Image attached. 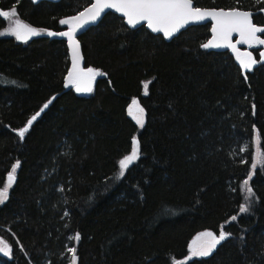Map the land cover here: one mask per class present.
<instances>
[{"label": "trees", "instance_id": "1", "mask_svg": "<svg viewBox=\"0 0 264 264\" xmlns=\"http://www.w3.org/2000/svg\"><path fill=\"white\" fill-rule=\"evenodd\" d=\"M193 2L252 11L264 26L259 0ZM91 3L0 0V11L14 7L45 30L27 42L0 36V187L20 165L0 204V238L12 249L0 264H70V247L77 264H173L199 232L221 226L228 238L186 264H264V166L251 179L249 211L231 220L244 201L256 134L264 156V63L245 74L231 49L202 48L210 24L167 41L108 12L76 34L83 66L106 74L91 94H78L66 86L67 38L46 33L64 32L60 21ZM9 24L0 17V32ZM252 50L260 60L262 49ZM133 99L145 109L141 129L127 111ZM134 138L140 158L120 177Z\"/></svg>", "mask_w": 264, "mask_h": 264}, {"label": "snow or ice", "instance_id": "2", "mask_svg": "<svg viewBox=\"0 0 264 264\" xmlns=\"http://www.w3.org/2000/svg\"><path fill=\"white\" fill-rule=\"evenodd\" d=\"M264 2V0H259ZM106 9H114L116 12L122 13L127 18V23L133 27L146 22L148 28L153 32L163 33L165 38H172L181 29L185 28L190 23L202 22L211 20L213 22L211 27L212 37L201 47L204 49L212 48H227L235 54L240 67L245 74L251 71L257 63H264V51L259 53L261 59L257 61L251 51H241L237 47L238 44L246 45L249 49L258 46H264V26H259L253 22L252 11L241 10L239 8H232L229 10H208L193 6V0H95L94 3L78 15L60 21L63 25H68V30L64 32H47L48 36H62L67 38L69 47L71 48V70L68 72L66 80L67 85L75 87L78 93H92L93 85L96 78L106 75L102 71L94 68L85 69L82 67V56L80 53V44L76 39L78 31L83 29L85 25L98 20ZM260 11L264 12V9ZM0 17L5 18L10 22L9 27L0 32V36L10 35L17 40L27 42L34 36L44 34L45 30L31 27L18 18V14L13 7L11 10L0 11ZM238 35V40L233 42V35ZM151 81L143 82V92L148 94V87ZM52 99H55L54 97ZM52 101L49 100L40 110L43 112ZM128 114L135 120L136 124L143 128L145 125V109L140 105L137 99H133L128 107ZM40 112L33 115L27 122L26 126L18 130V137L23 140L26 133L32 127L33 122L38 118ZM140 142L134 138L130 154L126 155L119 161V176L122 177L128 167L140 158ZM257 164L264 166V159L258 152L256 161L251 165L254 170ZM19 161L12 167L7 175L6 183L0 187V204L7 201L9 197V190L15 183L16 170L19 168ZM251 179V176L248 178ZM246 190V203L239 208L240 213L249 211V205L253 200L254 193L248 185V180L244 181ZM236 216H232L231 220L235 221ZM230 234L223 231V226L219 235L212 231H205L197 235L192 241L190 247L189 259L193 257H206L212 254L222 241L228 238ZM74 241L80 240L79 233L72 237ZM11 246L0 238V253L4 255H11ZM67 252L71 254L70 264H77L78 257L76 255V248L70 247ZM173 264H186V262H173Z\"/></svg>", "mask_w": 264, "mask_h": 264}, {"label": "rangeland", "instance_id": "3", "mask_svg": "<svg viewBox=\"0 0 264 264\" xmlns=\"http://www.w3.org/2000/svg\"><path fill=\"white\" fill-rule=\"evenodd\" d=\"M68 19V18H67ZM67 26V29L65 30V31H67L68 30V25H66ZM43 30V29H42ZM45 33V32H44ZM58 36V35H57ZM238 38L239 37H233V42L235 43L237 40H238ZM77 39V38H76ZM237 47L238 48H240V50L241 51H251L252 52V54H253V56H254V52H253V48H251V49H249L246 45H243V44H238L237 45ZM70 51H71V48H70ZM263 51V50H262ZM80 53H81V50H80ZM71 55H72V53H71ZM235 55V54H234ZM82 56V55H81ZM255 57V56H254ZM255 59H256V57H255ZM257 61H260V60H258V59H256ZM258 64V63H257ZM256 64V65H257ZM255 65V66H256ZM254 66V67H255ZM82 67H84L83 66V61H82ZM91 68H94V69H97V70H99V71H102L100 68H97V67H93V66H90ZM253 67V68H254ZM85 69H87V68H89V67H84ZM71 70V66H70V68H69V71ZM68 71V72H69ZM103 73H105L104 71H102ZM99 77H101V76H99ZM99 77H97L96 78V80L99 78ZM149 80H146V81H144V82H148ZM96 82V81H95ZM66 85H67V80H66ZM67 87H70V88H73L74 90H75V87L74 86H71V85H68ZM94 87H95V83H94V85H93V89H94ZM94 91V90H93ZM148 91H149V87H148ZM78 93V92H77ZM144 93V92H143ZM78 94H86V95H89V93H78ZM91 94V93H90ZM139 127V126H138ZM139 129H141L140 127H139ZM260 153L261 154V158L262 159H264V156H263V154H262V151H261V149H260V147H259V136H258V134H256L255 135V137H254V155H253V163H255V161H256V157H257V153ZM123 159V158H122ZM252 163V164H253ZM132 165V164H131ZM130 165V166H131ZM129 166V167H130ZM261 165L260 164H257V167L253 170L252 169V167H251V171H250V173H249V175L244 179V181L245 180H248V185L251 187V189H252V191H253V188H252V186H251V179L254 177V175H255V173H256V169L257 168H259ZM128 167V168H129ZM128 170V169H127ZM126 170V171H127ZM126 171H125V173H126ZM124 173V174H125ZM249 176H251V179L249 180L248 178H249ZM244 181H243V184H242V190H243V194H244V201H243V203H242V205L243 204H245L246 203V200H245V195H246V190H245V186H244ZM254 193V192H253ZM254 198V197H253ZM241 213L239 212L237 215H234V216H236V217H238V215H240ZM205 231H211V230H205ZM205 231H201V232H199L197 235H199L200 233H202V232H205ZM212 232H214V231H212ZM214 233H216V232H214ZM217 235H219V233H216ZM197 235L191 240V242H190V244H189V254H188V256L185 258V259H174L173 261H175V262H188V261H190V260H192V259H194V258H197V257H193V258H191V259H189V256H190V247H191V244H192V241L197 237ZM3 254V253H2ZM9 256V255H8Z\"/></svg>", "mask_w": 264, "mask_h": 264}, {"label": "water", "instance_id": "4", "mask_svg": "<svg viewBox=\"0 0 264 264\" xmlns=\"http://www.w3.org/2000/svg\"><path fill=\"white\" fill-rule=\"evenodd\" d=\"M94 2H95V0H92V3H94ZM92 3H91L88 7H90V6L92 5ZM193 6H194V7H198V6H195L194 2H193ZM88 7H87V8H88ZM199 8H201V9H208V10H213V9H215V10H219L218 8H210V7H199ZM220 9H222V8H220ZM84 10H85V9H84ZM84 10H83V11H84ZM224 10H229V9H224ZM241 10H243V9H241ZM108 12H113V13H116L117 15H119L120 17H123L124 20H125V22H126V24H127V26H129L130 28H137V27L142 26V25H145V26L148 28L146 22H142V23L136 25L135 27L129 25V24L127 23V18H126L125 16H123L122 13L116 12L114 9H106V10L104 11V13L101 14L100 17L104 16V15L107 14ZM96 21H97V20H96ZM96 21H95V22H96ZM253 22H254V21H253ZM92 23H94V22H92ZM92 23H89V24H92ZM205 24H210L211 27H212L213 22H212L211 20H206V21H202V22L190 23V24L187 25L185 28L181 29L180 32L176 33L172 38H170V39H169V38H165V37H164V38H165L167 41H170V40H172L174 37L178 36L183 30L187 29V28L190 27V26H193V25H205ZM255 24H256V23H255ZM257 25H259V24H257ZM87 26H88V25H87ZM259 26H263V25H259ZM148 29H149L150 31H152L150 28H148ZM152 32H153V31H152ZM153 33H156V32H153ZM157 34H161V35H163V33H157ZM262 35H263V34H261V36H262ZM233 37H238V35H237V34H234ZM262 38H263V37H262ZM256 48H260V49H262V50L264 51V46H258V47H256ZM136 139H138V138H136Z\"/></svg>", "mask_w": 264, "mask_h": 264}]
</instances>
